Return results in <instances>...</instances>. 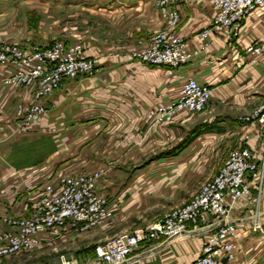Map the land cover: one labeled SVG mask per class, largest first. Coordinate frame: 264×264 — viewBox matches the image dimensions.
I'll return each mask as SVG.
<instances>
[{
	"label": "crops",
	"instance_id": "crops-1",
	"mask_svg": "<svg viewBox=\"0 0 264 264\" xmlns=\"http://www.w3.org/2000/svg\"><path fill=\"white\" fill-rule=\"evenodd\" d=\"M19 1L0 0V16ZM66 4L96 8L103 15L98 26L111 23L112 36L81 37L93 46L87 54L96 53L94 72L66 80L45 97L46 112L32 132L19 131L14 118L15 105L30 101L32 88L0 82V231L8 229L1 217L26 215L45 183L64 173L96 170L102 171L97 191L115 212L114 234L146 228L160 219L156 215L184 199V166L199 164L201 150L222 145L221 159L232 148L227 147L240 144L243 135L249 134L248 144L261 155L264 137L260 124L240 118L264 102V51L247 50L252 43L264 41V8L246 16L235 36L212 32L204 40L199 33L214 15L210 0H177L173 4L178 12L174 31L189 52L197 49L198 54L170 75L164 67L140 63L130 55L147 45L154 32L166 28L154 0H66ZM1 32L6 39L25 35L24 27ZM59 36L39 39L32 35L30 41L41 44ZM204 42L206 47L200 49ZM13 70L0 64V78ZM188 77L212 87L207 107L199 113H180L169 124L146 121L148 109L176 98ZM200 123L209 128L176 156L152 158L178 144ZM186 149H192L187 159L183 157ZM168 164L176 165L175 173L150 171L153 166ZM161 198L167 201L166 209L160 211ZM148 211L149 220L144 216ZM230 218L237 224V238L233 259L223 258L222 262L264 264V192L257 198L253 190L251 196L236 202ZM256 222L258 229H254ZM206 230L153 241L136 249L129 264H193ZM87 264L102 263L94 258Z\"/></svg>",
	"mask_w": 264,
	"mask_h": 264
},
{
	"label": "built area",
	"instance_id": "built-area-1",
	"mask_svg": "<svg viewBox=\"0 0 264 264\" xmlns=\"http://www.w3.org/2000/svg\"><path fill=\"white\" fill-rule=\"evenodd\" d=\"M154 1L166 28L154 32L147 45L132 50L130 55L140 63L164 67L171 75L175 68L196 56L198 50L189 52L183 39L173 31L178 23V12L173 6L177 0ZM210 3L214 15L199 33L204 40L212 32L235 36L246 16L264 8V0H210ZM206 45L204 42L200 49ZM247 50L261 53L264 41L252 43ZM0 64L14 68L0 78L2 84L32 88L31 100L15 105L16 128L26 133L34 131V124L46 112L45 97L61 87L63 77L88 72L95 65L88 60L80 44L64 47L59 41H52L45 48L3 41L0 43ZM212 94L209 84L188 77L181 83L176 98L149 108L145 119L169 124L180 113H199L207 107ZM240 121L257 122L264 137V103L252 114L242 116ZM249 138V134L243 135L242 143L229 151L217 172L201 184L187 203L146 228L117 234L98 244L94 249L95 260L102 264H129L130 255L144 245L160 239L170 241L175 237H187L204 228L211 233L206 230L202 235L193 264H225L223 258L233 259L237 224L230 218L232 207L240 199L251 196L253 190L257 198L264 192V143L260 155L256 147L248 144ZM101 176V170L58 175L43 185L26 215L1 217L8 229L0 231V257L32 250L47 236L59 238L71 231L84 232L94 226L113 225L115 212L107 198L97 191ZM209 219V223L201 227ZM259 227L256 222L254 229ZM62 264L86 263L65 260Z\"/></svg>",
	"mask_w": 264,
	"mask_h": 264
},
{
	"label": "rangeland",
	"instance_id": "rangeland-1",
	"mask_svg": "<svg viewBox=\"0 0 264 264\" xmlns=\"http://www.w3.org/2000/svg\"><path fill=\"white\" fill-rule=\"evenodd\" d=\"M156 8L159 10L157 6ZM5 11L4 15L0 16V43L4 41L5 43L19 44L21 46H32L33 43L30 41L32 39V35L37 38L39 37V39L41 37L45 38V36L49 34H57L58 36L66 35L51 39H47L46 37L47 40H43L40 42L41 44L37 43L36 45L41 48H45L49 46L52 41H59L64 47L72 44H80L88 60H91L96 64V53L92 55L87 54V50L93 46L82 40L81 37L84 35H91L94 38L107 35L112 36L111 23L106 21L100 23V26H98V20L103 21V15L99 14L101 13L100 11L96 8L66 4V0H22L12 6H9L8 10L6 9ZM159 13L161 14L160 10ZM12 26L17 29L24 27V37L19 39H6L1 37V35H3V32L1 31H8L12 29ZM94 69L95 65L88 72L80 73L73 77H63L61 80V86L68 79H75L92 74ZM208 128L209 126L206 123H200L191 127L186 132L185 138L182 141L167 150L154 154L152 158L157 159L176 156L178 152L186 148L195 137L205 132ZM240 144L233 142V144L227 147V149L230 147L234 148ZM217 148L214 150H201V153L198 155V158H200L199 164H186L184 166L183 173L185 174V190L184 194H182L184 199L178 200V203L175 202L176 206L179 207L187 203L191 199L192 195L199 189L201 184L217 172L218 168L222 164V161L228 155L227 151L225 153L227 155L221 157L220 159L219 157L223 151L222 145ZM191 151L192 149H186L183 157L185 159L189 158L192 155ZM215 153L217 154L216 158H214ZM174 168H176L175 164H168L160 167L153 166L150 171H153L154 173H175ZM165 201H167V198H161V204H159L157 209L160 211L166 209V207L163 206L165 205ZM176 206L168 209L166 213L163 212L155 217H160L161 219L165 214L174 209V207L176 208ZM144 213V216H147V220H149V211ZM151 216L152 215H150V217ZM113 229V225L94 226L87 231L77 232L75 234L59 238L47 236L40 246L35 247L32 250L1 256L0 264H62L65 260H76L78 263L87 264L89 260H93L95 258V247L115 236ZM105 235H108L109 237L102 239L101 237Z\"/></svg>",
	"mask_w": 264,
	"mask_h": 264
}]
</instances>
